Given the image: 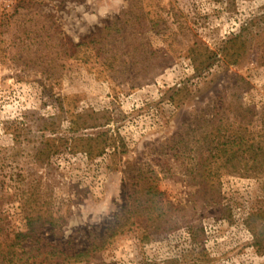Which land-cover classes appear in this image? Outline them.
I'll list each match as a JSON object with an SVG mask.
<instances>
[{"label":"rangeland","instance_id":"obj_1","mask_svg":"<svg viewBox=\"0 0 264 264\" xmlns=\"http://www.w3.org/2000/svg\"><path fill=\"white\" fill-rule=\"evenodd\" d=\"M126 22L128 37L144 39L145 47L115 48V28L104 37L107 26ZM92 40L95 57L87 63L77 45ZM205 49L218 55L199 74ZM181 88L192 94L179 106L169 98ZM223 100L255 108L251 130L264 136V0H0L3 232L26 229V201L34 198L36 207L62 218L59 228L40 227L42 240L72 254L87 251L130 207V159L133 170L156 169L151 182L166 203H187L194 188L164 170L169 161L176 170L173 141L195 115L212 116ZM74 113L101 118L115 146L94 154L75 146ZM45 119L57 123L56 133L39 130ZM47 138L70 141L43 166L34 155ZM124 147L129 155L119 158ZM222 201L232 219L212 211L201 218L197 246H190L188 227L162 233L143 219L91 262L73 264H264V236H256L264 225V175L225 174Z\"/></svg>","mask_w":264,"mask_h":264},{"label":"trees","instance_id":"obj_2","mask_svg":"<svg viewBox=\"0 0 264 264\" xmlns=\"http://www.w3.org/2000/svg\"><path fill=\"white\" fill-rule=\"evenodd\" d=\"M140 20L141 18L137 21ZM130 24L126 22L125 26L120 24H116L115 27L107 26L103 35L108 38L109 35L113 34L115 28L118 38L109 39L115 48L124 43H128L130 47L136 50L145 47L144 39L128 37V25ZM157 25L158 23L154 22L156 28ZM94 42L95 40H92V42H82L77 45L78 52L83 54L80 58L82 61L89 63L95 57L90 49V44ZM153 54L159 57L158 53ZM217 55L216 53L211 54L209 49H205V52L200 54L198 58L196 73L203 74L210 71L213 67L212 62ZM113 56L114 54L110 57ZM146 59L148 58L146 57ZM47 75L50 78L49 72ZM191 94L192 92L188 88L176 89L169 99L180 106L183 101L182 96L189 97ZM213 110L215 111L212 116L205 112H202L201 115H195L194 121L188 129L176 137V140L173 141L176 145L174 151L178 162L176 170L173 168L176 164H170V161L164 168L174 179L179 182H186L194 188L190 192L187 203H183L181 206H172L170 203H166L164 192L151 182V174L156 172V169L149 164V171L142 165L133 170L130 159L129 164L124 166V171L132 182L130 185L132 188L130 207L118 216L117 223L114 228L108 231V234L103 237L94 236L92 238L93 242L90 249L72 254L65 251L60 245L45 243L41 237L40 227L50 224L54 229L59 228L62 225L60 223L62 218L56 216L54 212L48 214L44 209L36 207L39 205L38 200L29 198L26 205H29L30 212L26 217L25 230L16 231L13 236H10L3 232L0 220V264L91 262L96 253L107 249L114 237L131 232L137 225V221L143 219H146L162 233H173L188 227L191 235L190 246L194 247L202 243L205 228L198 224L201 218L208 217L212 211L219 217L232 219L230 206L222 201L223 176L231 172L242 173L244 171L254 175H264V136L260 134L257 138L251 130L257 115L256 109L245 106L241 100H223V103L216 104ZM101 120L95 116L86 118L82 113H74L71 120L74 134L71 140H73L74 145L83 148L90 154L103 152L105 148L115 146L113 135L109 129H105L108 124H103ZM43 121L45 122H42L39 127L43 134L48 130L56 133L57 123L50 121V119ZM83 129L95 130L96 132L77 136ZM69 141L70 139L66 138L40 140V144L35 148V160L45 166L52 156L61 152V148L66 146ZM119 150L121 151V153H117L119 158L123 154L129 155L127 147H124L123 151L120 148ZM149 172L150 175L148 176ZM256 216L252 222H257V218L263 217L261 214ZM249 223L252 231H255L251 219ZM256 236H264V225ZM29 240L32 241L29 242Z\"/></svg>","mask_w":264,"mask_h":264}]
</instances>
